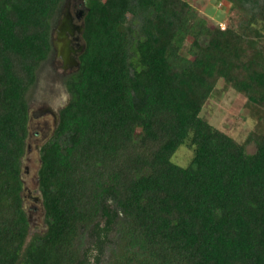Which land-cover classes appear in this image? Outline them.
<instances>
[{
	"label": "trees",
	"instance_id": "obj_1",
	"mask_svg": "<svg viewBox=\"0 0 264 264\" xmlns=\"http://www.w3.org/2000/svg\"><path fill=\"white\" fill-rule=\"evenodd\" d=\"M65 1L0 0V264H264V122L240 142L201 115L220 79L264 115V0H232L224 28L187 0H77L85 48L30 232L27 93Z\"/></svg>",
	"mask_w": 264,
	"mask_h": 264
},
{
	"label": "rangeland",
	"instance_id": "obj_2",
	"mask_svg": "<svg viewBox=\"0 0 264 264\" xmlns=\"http://www.w3.org/2000/svg\"><path fill=\"white\" fill-rule=\"evenodd\" d=\"M69 0L65 1L60 19L56 21L52 32L54 48L49 57L42 62L37 70L36 80L27 93L30 111V133L28 146L23 158V177L27 185L23 192L24 206L32 217L30 232H42L46 229L41 205L40 191L37 183L38 165L35 164L42 143L51 136L53 116L57 117L59 110L70 100V92L67 89L66 79L76 69L69 66L63 57V48L70 41V36H62L59 32L64 13L67 10ZM195 6L200 14L205 17L212 26L220 25L222 28L239 23L240 11L233 7L232 0H187ZM234 8V9H233ZM264 32V24L260 25ZM47 111V112H46ZM201 115L218 128L231 134L238 141L243 142L249 132L257 126L258 120L264 122V115L254 114V109L248 104L247 97L235 90L224 79H220L210 98L204 105ZM260 118V119H258ZM57 124V118L54 127ZM263 128L262 126L260 127ZM40 129L42 134L34 136V130ZM256 150L254 144L247 147L252 153ZM193 150L186 144L179 146L173 156V160L183 166L190 163ZM31 157V159H29ZM40 205V211H32L33 207Z\"/></svg>",
	"mask_w": 264,
	"mask_h": 264
},
{
	"label": "water",
	"instance_id": "obj_3",
	"mask_svg": "<svg viewBox=\"0 0 264 264\" xmlns=\"http://www.w3.org/2000/svg\"><path fill=\"white\" fill-rule=\"evenodd\" d=\"M71 0L68 1L67 4V10L64 13V16L62 18V21L60 25L58 26L59 32L62 36H70L75 35V33H78V36H75V39L79 41L78 47L70 46V41L68 44H65L63 48V57L66 64L69 66H78V54L82 52L85 48V44L83 43L81 34L84 28L83 23L75 24L74 23V16L72 14V11L70 9ZM79 18L82 19L85 15V10H81V14H79ZM70 33V34H69ZM81 41V42H80ZM57 122L59 119V115L56 117Z\"/></svg>",
	"mask_w": 264,
	"mask_h": 264
},
{
	"label": "flooded vegetation",
	"instance_id": "obj_4",
	"mask_svg": "<svg viewBox=\"0 0 264 264\" xmlns=\"http://www.w3.org/2000/svg\"><path fill=\"white\" fill-rule=\"evenodd\" d=\"M70 9H71L72 14L74 16V23L80 24L82 20L79 18V16H80L79 14H81V10L83 9V8H81L80 3L77 0H72L71 4H70ZM75 36H78V33H75V35H70V37H69L70 38V46L78 47L79 41L75 39ZM48 113L53 116L52 127L50 130V132H52V129L54 127V122L56 121V116L54 115V113H52L49 110H48ZM33 134H34V136L37 137L39 134H42V132L40 131V129H38V130L35 129Z\"/></svg>",
	"mask_w": 264,
	"mask_h": 264
}]
</instances>
